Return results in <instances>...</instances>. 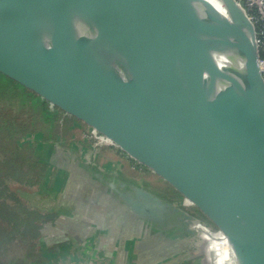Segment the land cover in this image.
I'll return each instance as SVG.
<instances>
[{
  "label": "water",
  "instance_id": "95a60500",
  "mask_svg": "<svg viewBox=\"0 0 264 264\" xmlns=\"http://www.w3.org/2000/svg\"><path fill=\"white\" fill-rule=\"evenodd\" d=\"M218 2L0 0V156L81 209L47 244L94 223L169 264H264L256 29Z\"/></svg>",
  "mask_w": 264,
  "mask_h": 264
},
{
  "label": "rangeland",
  "instance_id": "374dc122",
  "mask_svg": "<svg viewBox=\"0 0 264 264\" xmlns=\"http://www.w3.org/2000/svg\"><path fill=\"white\" fill-rule=\"evenodd\" d=\"M41 184H43V182H41ZM12 188L15 192H25L31 196L29 201H26L31 203H29V205H32V207L37 211L39 217H41L40 226L42 231H44L45 227H48V225L54 228L56 227V224L60 218H62V216L60 217L59 214L65 211V208L60 209L56 203V200H54V198H50L48 193L45 192V189L51 190V185H48L46 188H42L39 193H35L37 190L36 188L29 189L17 184L12 185ZM66 215L68 217L70 216V214ZM87 217L88 215L84 214L81 217L79 216V218L82 219L81 221L78 218L76 219L79 220L80 225L85 226V219ZM92 226L98 229L95 228L96 230L91 239L86 237L84 239L80 238V240L75 241V239L72 238L71 233L70 238L64 239L62 236H60V234L58 236L52 237V240L47 244L49 246L47 248L45 246H43V248L41 247V237H38V240L35 242L34 246H30V244H28L26 241L23 243H18V245L11 248V252L7 258V261L9 262H5V264H9L10 261L15 258L17 259L16 264H125V259H123V257H120L117 261L114 257L112 258L109 256L111 252L110 249L112 250V248L108 247L106 250L103 245L102 249L101 247H98L99 236H101L103 240H107L108 237V239L111 241V246H114L116 243L121 250L122 245H124L123 247L125 249L124 240H122L121 237L115 238L113 235H110L102 226L98 227V225L96 226L94 223H92ZM82 229L83 227L80 230L82 231ZM115 248L117 249L118 247L116 246ZM129 249L130 246L127 244V250L129 251ZM103 252H107V255H105ZM149 259L150 257L147 254L145 257H131L129 260L127 259V261L132 264H150L152 261ZM158 264L169 263L166 261H161Z\"/></svg>",
  "mask_w": 264,
  "mask_h": 264
},
{
  "label": "trees",
  "instance_id": "16d2710c",
  "mask_svg": "<svg viewBox=\"0 0 264 264\" xmlns=\"http://www.w3.org/2000/svg\"><path fill=\"white\" fill-rule=\"evenodd\" d=\"M4 90L13 93L15 97L21 100L29 98L27 94L13 85L6 86ZM0 116H2V119L0 118V133H2V129H8L9 132H12L11 128L14 127L12 124L14 121L9 116L2 114ZM41 182L40 179L32 176L28 167L21 160L0 156V264L9 262L7 258L11 248L18 245V243L26 241L30 246H34L38 237H41V247H48L44 243L45 240L40 226L41 217L22 198V196L24 198H31V196L25 192H15L12 188V185L17 183L25 187L30 186V188L37 187L35 193H39L42 188L48 187L47 184H41ZM45 192L48 193L50 198L58 197L59 204V191L57 189L51 187V190L45 189ZM62 214L71 215L69 211ZM14 263H17L16 258L12 259L9 264Z\"/></svg>",
  "mask_w": 264,
  "mask_h": 264
},
{
  "label": "crops",
  "instance_id": "0c3cea01",
  "mask_svg": "<svg viewBox=\"0 0 264 264\" xmlns=\"http://www.w3.org/2000/svg\"><path fill=\"white\" fill-rule=\"evenodd\" d=\"M59 203H61L60 200H59ZM58 206H59L60 209L65 208V211H69V212H70L71 209H73V210L77 209L79 211L81 210V209H79L78 206H77L78 208L75 207V204H70L68 202H64V203H62V204H60ZM63 212H61V213H63ZM89 216L91 218V221L93 220L94 222H98V221L100 222V220L95 218L94 215H89ZM89 216H88V218H89ZM106 231L108 232L107 229H106ZM128 238H130V237H127L126 235L125 236L124 235L121 236V239L124 240V242H125V249L123 247L124 245H122V250H121L116 243L114 244V246H111V241L108 239V237H107V240H103L101 238V236H99L98 247H101V249H102V245H103V247H105V249L108 248V247L112 248V250L110 249L111 252H110L109 256L112 257V258L114 257L115 260H117V261L119 260L120 257H123V259H125V264H132V263L127 261V259L129 260V258H131V257H136V258H138V256H141V257L144 256L145 257V255H147V254L150 257L149 260L152 261L150 264H158L159 262L162 261V259H159L160 257L157 254V251L152 246L148 245L145 242H142L141 240H139L137 238H132V237H131L132 238L131 241L129 240L128 242H126L128 240ZM127 244H129V246H130L128 255L125 254V251H123V250L127 251ZM116 246L118 247L117 249L115 248ZM134 248H135V252H134ZM104 254L107 255V252H105ZM170 259H167L166 261H168ZM174 264H180V263L175 261Z\"/></svg>",
  "mask_w": 264,
  "mask_h": 264
},
{
  "label": "built area",
  "instance_id": "2783aa9c",
  "mask_svg": "<svg viewBox=\"0 0 264 264\" xmlns=\"http://www.w3.org/2000/svg\"><path fill=\"white\" fill-rule=\"evenodd\" d=\"M244 9L256 29V42L260 53V69L264 77V0H236Z\"/></svg>",
  "mask_w": 264,
  "mask_h": 264
},
{
  "label": "flooded vegetation",
  "instance_id": "af4514ba",
  "mask_svg": "<svg viewBox=\"0 0 264 264\" xmlns=\"http://www.w3.org/2000/svg\"><path fill=\"white\" fill-rule=\"evenodd\" d=\"M34 182V181H33ZM17 183H15L14 185H16ZM17 185H20V186H23V185H21V184H17ZM25 187V186H24ZM26 188H29V189H35V188H37V187H34V188H30V186H27ZM18 193H21V192H18ZM22 196V195H21ZM22 198L26 201V200H28L29 201V199L30 198H24V196H22ZM58 198V197H57ZM57 198H54V200H56V203L58 204V200H57ZM28 201H26V203L29 205V203H28ZM31 204V203H30ZM30 206V205H29ZM31 207H32V205H31ZM32 209H34L33 207H32ZM46 243V242H45ZM47 244V243H46ZM49 247V246H48Z\"/></svg>",
  "mask_w": 264,
  "mask_h": 264
},
{
  "label": "bare ground",
  "instance_id": "6f19581e",
  "mask_svg": "<svg viewBox=\"0 0 264 264\" xmlns=\"http://www.w3.org/2000/svg\"><path fill=\"white\" fill-rule=\"evenodd\" d=\"M209 1H211L213 4H215L216 6L219 7V2H218V0H209Z\"/></svg>",
  "mask_w": 264,
  "mask_h": 264
}]
</instances>
